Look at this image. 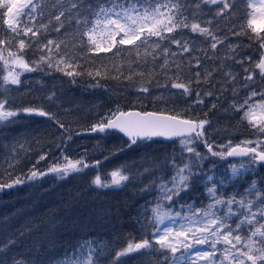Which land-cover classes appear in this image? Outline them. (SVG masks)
Instances as JSON below:
<instances>
[{"label":"snow or ice","instance_id":"snow-or-ice-1","mask_svg":"<svg viewBox=\"0 0 264 264\" xmlns=\"http://www.w3.org/2000/svg\"><path fill=\"white\" fill-rule=\"evenodd\" d=\"M46 10L48 24L32 23ZM0 26V132L21 117L56 129L34 134L31 152L27 137L0 144V191L80 178L97 199L132 196L0 214V264H264V0H0ZM25 73L120 85L77 131L60 110L79 105L56 103L63 80L41 96ZM84 134L96 143L74 156ZM164 142L171 152L152 149Z\"/></svg>","mask_w":264,"mask_h":264},{"label":"trees","instance_id":"trees-1","mask_svg":"<svg viewBox=\"0 0 264 264\" xmlns=\"http://www.w3.org/2000/svg\"><path fill=\"white\" fill-rule=\"evenodd\" d=\"M48 28H49V33H50L51 32V25L50 24H49ZM3 32H4V26H0V35H3ZM53 38H55V36H53ZM69 42H71L70 38H69ZM110 56H111V54L109 53L108 55H106L104 57L106 62L110 61ZM30 57H31V54L29 53L28 56H26V58H30ZM117 63H119V62H117ZM2 70H3V65H2V62H0V72H2ZM107 70L112 74V76L118 75L117 70L112 67L110 62L108 63V69ZM122 71L126 72V69H122ZM101 83L103 84V87L100 88L101 91H105V89L118 90L119 85H120V81H117L115 79H109L107 82L101 81ZM81 85L84 86V88H86V86L83 83H81ZM100 90H98V91H100ZM12 95L18 98V103H19V101H23L21 99L22 97H20V95H18L17 93L14 92ZM128 100H131L133 102V104H138L135 96L127 97L122 102L127 103ZM147 100L148 99H145L144 101H147ZM105 105H107V103L106 104L102 103V105H100V106H105ZM144 105L148 108V110H153V108H154V106L152 105L150 100H148L146 103H144ZM95 106H96V108L91 110V112L88 114L87 120H85V118L83 117L84 114L81 115V113H77L76 111H70L69 113L63 112V109H61L60 111H61V115L63 116V118H67L66 116L69 115V117H68L69 120L67 122L72 123L74 130L80 131V130H82V128L85 124L92 122L93 115H94L95 111H103L104 107H100L98 105H95ZM196 111L197 112H195V113H192L190 111L189 116L199 115L200 111L199 110H196ZM36 120L37 119H35L34 117H21L16 122L17 131L20 133V135H26L25 133H31L33 131H38L39 128L44 127L45 129H48V130H46V131L39 130V132H41V134H43V135H47L48 132H56L55 128L49 129L48 125L46 123L44 124L43 119H41L43 123H40L41 120H38V121H36ZM77 120L80 121L79 124L75 123V121H77ZM7 130L10 131L11 128H9ZM85 138L87 140L92 139V138H88V137H85ZM83 139H84V137L81 139H77L76 143L73 145V155L74 156L76 155L77 147L79 146V144L82 142ZM2 141H3V135L0 132V144H3ZM33 147L36 148L37 150H39V145H33ZM25 148H28V144H26V143H25ZM28 151L31 152L32 149L28 148ZM83 151L84 150L79 149V152L82 153ZM32 155H33V161L32 162H35V158H36L35 153H32ZM76 188L82 189L83 191H85L86 194L88 193L85 182L83 180H81L80 178H77V179L71 180V181H67V182H61V181L57 180V181L53 182L51 188H42V189H45L44 192H39V190H37V188L35 186H24V187H21L19 189L0 191V214L13 213L19 209H26L28 207L29 208L31 207V209H32L33 206L36 207V204L39 203V199L43 196V193L48 195L47 197L44 196L47 200V203H46L47 208L44 210L47 211V210L56 209L57 206L60 205L62 200H71L72 198H74L76 196V193H75ZM57 195H58L57 198L59 199V201L56 203V202H54L53 198ZM89 197L93 198V201L91 202V205L89 207H91L93 204L99 206L102 202V201L97 200L96 196L90 195ZM35 198H38V199L36 200ZM86 198H88V197L85 195V199ZM32 203H34V204H32ZM105 205H108V204H105ZM51 206H52V209H48ZM38 210L40 212H45V211H43V209L41 210L38 208ZM56 255H59V253H56Z\"/></svg>","mask_w":264,"mask_h":264},{"label":"rangeland","instance_id":"rangeland-1","mask_svg":"<svg viewBox=\"0 0 264 264\" xmlns=\"http://www.w3.org/2000/svg\"><path fill=\"white\" fill-rule=\"evenodd\" d=\"M59 2H62V0H33V3H38V4L39 3H43V4L47 5L48 6V10H52V6L54 4L59 3ZM238 3H239V0H238ZM239 6H240L241 9H243V4H240ZM239 14L240 13H238V15ZM40 22H42L44 24H48L47 10H46V13H45L44 16L37 15L35 20L32 21V23L37 24V26H39ZM42 31H43V29H42ZM53 36H54V34H50L49 38H53ZM250 51H251V53L254 56L258 55L255 46L251 47ZM55 75H56V79H54V80L51 79L49 76H46V75L45 76H41L40 73H31V74L25 73L21 78L25 80V84H28L29 81H30L31 82L30 86L33 89L34 93L40 94L41 96H43L44 94L50 92L51 86L53 84L60 85L61 81L63 80V96L59 100H57L56 103L57 104H63L64 108L76 107L77 105H79L80 110L76 111V112L77 113H81V115L84 114L83 117H85L86 114H89L91 112V110L96 108L95 105L100 106V105H102V103L106 104L108 102V96L106 95L105 91H101L100 89H96L94 91L91 90V89H86L81 84L76 85V86H71L67 82L69 80V78L62 77V74H59V73H57ZM98 90H100V91H98ZM17 94L20 95V97H22L21 99L23 101L27 100L26 89H21V91L19 93H17ZM147 101H143V103H146ZM53 110H55V108ZM105 110H106V108L104 107L103 111H105ZM197 110L200 111V109H197ZM63 112H66V111L63 110ZM69 112L70 111H67L66 113H69ZM66 117L67 118H64V119L67 122L69 120L68 119L69 115H67ZM34 118L37 119L36 121L43 119V118H40V117H34ZM43 121H44V119H43ZM40 123H43L42 120L40 121ZM226 123H227L226 121L221 120L219 127H224ZM44 124H45V122H44ZM10 128H11L10 131L6 130L4 132H1L2 135H3L2 143H7L8 141L15 140V139L24 140V138L27 137L28 141L26 142V144H28V143L31 142L30 140L33 138L34 134H41V132H39V130H43V131L48 130V129H45L44 127H41V128H39L38 131H33L31 133H25L26 135H20V133L16 129V124L13 125ZM41 135H43V134H41ZM246 135H247V132H245L244 135L241 136L240 138L243 139L244 136H246ZM95 143H96L95 139L92 138V139L87 140L84 137V139L82 140V142L79 144V146L77 148L81 149V150H84V148H86V147L87 148H91L92 145H94ZM159 147H161V145L156 144V145L152 146V149L153 150H159V149H161ZM172 148H173V145H171L169 147H166L165 151L171 152ZM176 149H177V152H178L179 151V146L178 145L176 146ZM200 150L201 151H205L202 147H201ZM127 155L128 156H133V155H135V153H128ZM4 167L6 168L7 165L5 164ZM222 167L225 169V168H227V165H225V166L222 165ZM0 171H3V169L0 168ZM53 182L54 181L51 178H49V180H47L45 182L43 188H51ZM228 191L231 192V189L229 188ZM87 194H90L92 196H96V199H97V193L91 192V191L88 190ZM193 195L199 197L200 193H195ZM43 196L47 197L48 195L43 193ZM75 197L79 198L80 204L82 206L89 207L91 205V202L93 201V198L83 199L79 195H76ZM125 199H127V201L129 203H131L132 202L131 194L129 193L127 196H125L124 193H121L118 196L110 194L107 197L100 196L99 199H97V200L103 201L105 204H115L117 201H122V200H125ZM145 199H150V197H145ZM139 203L142 204L143 200H139ZM121 210L123 211V207L121 208ZM128 222H131V221H128ZM121 223L125 224L127 222L121 221ZM132 227H133V232H134L132 235L136 236V232L134 230L133 224H132ZM132 227H131V229H132ZM100 231H103V229H101ZM110 238L111 237H104L105 240H108ZM154 259H155L154 257H145L146 264H151V261L154 260Z\"/></svg>","mask_w":264,"mask_h":264},{"label":"bare ground","instance_id":"bare-ground-1","mask_svg":"<svg viewBox=\"0 0 264 264\" xmlns=\"http://www.w3.org/2000/svg\"><path fill=\"white\" fill-rule=\"evenodd\" d=\"M0 163H2V161H0ZM45 191V189H41V190H39V192H44ZM75 193H76V195H79L81 198H83V199H85V195L88 197V198H90L86 193H85V191H83L82 189H80V188H76L75 189ZM58 197V195L57 196H55L54 198H53V200H54V202H58L59 201V199L57 198ZM36 200L38 199V198H35ZM47 200H46V198L44 197V196H42L40 199H39V203H37L36 204V207L37 208H39V209H43V211H45L44 209H46L47 208ZM32 204H34V203H32ZM25 206V205H24ZM23 206V207H24ZM27 210H31V207L29 208H26ZM48 209H52V206L51 207H49ZM48 211V210H47ZM125 226L123 227V228H119L118 230L120 231V232H122L125 236H127L129 233H131V234H133L134 232H133V227H132V223L131 222H127V223H125L124 224ZM131 227H132V229H131ZM101 230V229H100Z\"/></svg>","mask_w":264,"mask_h":264},{"label":"water","instance_id":"water-1","mask_svg":"<svg viewBox=\"0 0 264 264\" xmlns=\"http://www.w3.org/2000/svg\"><path fill=\"white\" fill-rule=\"evenodd\" d=\"M84 135H90V134H84ZM167 143V142H166Z\"/></svg>","mask_w":264,"mask_h":264}]
</instances>
